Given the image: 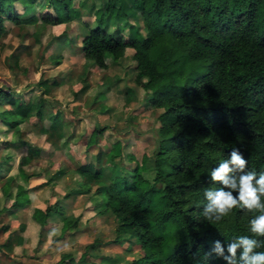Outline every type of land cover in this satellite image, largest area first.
I'll return each mask as SVG.
<instances>
[{
	"label": "trees",
	"instance_id": "trees-1",
	"mask_svg": "<svg viewBox=\"0 0 264 264\" xmlns=\"http://www.w3.org/2000/svg\"><path fill=\"white\" fill-rule=\"evenodd\" d=\"M81 5L82 0H0V40L8 30L6 21L68 24L81 17ZM88 13L94 21L82 20L86 28L80 34L83 57L103 70L110 60L125 57L128 47L134 49V81L144 91L141 107L161 110L159 137L153 153L143 152L140 162L116 137L108 151L97 152L94 162L75 168L80 188L90 190L94 184L99 196L87 207L90 217L83 219L85 209L78 215L65 214L63 200L70 192L58 197L51 187L48 200L32 213L40 225V238L56 226L55 213L62 222L58 236L63 237L87 223L92 210L109 212L117 222L116 236L109 242L139 251L128 264H229L224 259L230 255L228 243L242 235L251 237L249 221L261 213L235 208L219 223H210L202 215L208 203L204 193L221 187L210 174L230 159L233 148L247 160L246 171L257 176L264 172V0H104ZM138 16L145 32L130 20ZM53 39L49 44L60 49L71 42L66 30ZM50 57L59 63L62 53L52 50ZM37 84L46 86L47 81ZM108 89V83H101L94 101ZM2 104L0 118L13 131L12 139L4 141L6 147L26 144L30 152L17 162V175L9 173L2 185L0 233L10 228L2 217L30 201L23 182L40 175L26 168L38 147L24 139L20 124L32 116L38 122L47 116L48 126L40 124V128L62 127L61 146H72L76 133L71 119L64 121L63 110L44 93L33 98L0 86ZM106 128L93 126L85 144L91 146ZM81 140L79 136L77 141ZM124 153L126 159L134 160L133 167L123 165ZM14 164L11 153L1 156L0 170L10 172ZM19 228L23 230L25 224ZM12 238L9 233L0 246ZM255 238L264 241V236ZM216 241L223 255L214 251ZM17 245L22 254L30 246L23 235L11 246L16 255ZM98 245L95 237L78 256L65 252L57 264L66 259L69 264H88L89 255L102 264L119 263L110 254H95ZM256 251H264V246ZM241 252L238 249L236 264H244L239 260ZM95 261L91 263L101 264Z\"/></svg>",
	"mask_w": 264,
	"mask_h": 264
},
{
	"label": "rangeland",
	"instance_id": "rangeland-1",
	"mask_svg": "<svg viewBox=\"0 0 264 264\" xmlns=\"http://www.w3.org/2000/svg\"><path fill=\"white\" fill-rule=\"evenodd\" d=\"M103 1L82 0L84 7L81 5V17L70 21L68 24H43L41 22L31 24L6 21L8 32L0 40V86L9 87L15 91H20V93L27 92L26 95H37L38 91L40 93L43 91L42 88L47 86L46 95H48V98H52L55 107L62 109L66 116H73L74 118L71 125L75 126L76 134L82 140L75 143L74 150L78 151L79 154L75 155L73 161L67 157L68 152L63 154L58 146L53 142V145L51 144L50 141L52 140L50 138V141L45 138V135L42 134L43 131H40L39 122L35 116L31 117L29 123L21 125L24 137L35 146L40 147V153L34 157L31 164L33 165L32 168H35L36 165L35 169L38 170L40 167L47 166L49 168L47 175L52 174L57 180V188L60 189H65L66 185L72 186L75 182L72 174L65 175V173L62 174L58 170L57 167L60 165H62L61 169L64 170L66 165L71 167L83 160L94 162L97 152L100 150L108 151L111 141L116 137L124 140L125 147L127 144L126 150L133 151L137 162H140L143 152L153 153L159 137L160 121L157 115L161 110L152 107H141L144 91L135 84L133 70L135 61L133 58L129 57L121 67L117 65L116 68L111 66L109 69L99 70L95 66H90L89 62L85 63V58L80 51V34L86 31V28L82 25V20L88 19L93 22V16L88 12ZM18 7L22 10L21 5H18ZM33 12L34 10H31L25 13L23 17H28ZM130 20L136 25L138 24L145 32L140 16ZM121 21L120 23L124 22ZM125 25L127 30L128 24ZM63 30L67 31L71 42L65 43L66 46L62 51L64 52L63 57L60 58L59 63H55L50 55L56 44L52 43L50 45L49 42L54 41L53 38L61 34ZM55 51L58 50L55 48ZM86 66L88 72L83 77L81 74ZM106 78L111 79V82L114 81L115 85H113L111 91L107 92L105 100L101 101L103 105L101 107L100 103L94 102L92 100L93 96L87 93H90L89 90L92 92L97 89L98 80H105ZM86 79L89 82L88 92L87 90L82 92L80 89H83ZM40 80H46L47 85L38 86L37 83ZM126 86L135 87V90L130 89V93H134L135 97L125 93ZM75 91H79L77 96H75ZM96 125H106L105 133L99 135L96 142L91 146H86L85 142L91 129ZM11 135L12 129L10 126L0 120V157L4 152L11 153L15 158V164L10 173H16L17 162L21 155L26 152V147L4 148L2 141L10 139ZM123 165L129 167L135 165L134 160L129 161L126 159L125 153ZM46 177L43 179H46ZM41 180L42 178L37 179V181L31 180L26 185L35 187ZM92 186L91 191H89L91 194H75L76 196L67 202L66 210L79 214L85 209L87 212L83 219L90 217L91 212L89 211L91 209L89 208V210L87 207H90L91 204H89L90 201L86 197L89 195L93 199L96 197L93 195L95 185L92 184ZM49 190L48 187L37 189L33 194V197L36 196L34 202H42L49 195ZM33 204L22 209L21 213H24L26 218L22 215L19 216L20 219H26L28 222L24 234L29 238L30 246L26 249L24 255H13L12 258L6 255V264H57L61 255L65 252L78 256L95 237H98L99 245L93 252L97 255L98 253L110 254L118 259V264H128L132 257L139 254V251L133 249L132 246L131 248L130 246L123 247L115 242H109L116 236L117 226L115 217L109 212L96 213L87 223L80 224L79 230H71L63 237L58 236L61 218L59 215H55L53 217L57 223L55 228L46 235L45 239L39 241L38 226L29 215ZM6 219L4 221H7ZM16 234L18 235V233ZM16 234L13 236L11 244L14 242ZM2 235H0V238L4 239L6 233ZM9 251L11 252V250ZM17 251L22 252L19 247ZM88 260L90 261L88 264L95 261L92 255L88 256ZM95 262L102 264L100 260ZM63 264H69V260L66 259Z\"/></svg>",
	"mask_w": 264,
	"mask_h": 264
},
{
	"label": "clouds",
	"instance_id": "clouds-1",
	"mask_svg": "<svg viewBox=\"0 0 264 264\" xmlns=\"http://www.w3.org/2000/svg\"><path fill=\"white\" fill-rule=\"evenodd\" d=\"M247 163L240 150L233 148L230 159L224 160L210 174L211 180L221 187L204 193L208 203L202 215L210 223H219L235 208L261 213L249 221L251 237L242 235L228 243L230 255L224 259L229 264H236L238 249H242L239 260L244 264H264V251H256L264 246V241L255 238L264 236V202L261 200L264 197V172L257 176L255 171H246ZM234 192L238 195L234 196ZM214 251L223 255L220 241L215 242Z\"/></svg>",
	"mask_w": 264,
	"mask_h": 264
},
{
	"label": "crops",
	"instance_id": "crops-1",
	"mask_svg": "<svg viewBox=\"0 0 264 264\" xmlns=\"http://www.w3.org/2000/svg\"><path fill=\"white\" fill-rule=\"evenodd\" d=\"M82 7H84V5H82ZM32 14V13H31ZM30 14V15H31ZM7 32H8V30H7ZM6 32V33H7ZM2 38H3V36H2ZM66 44H68V43H66ZM66 45L64 44L63 45V47L60 49L59 47H55L56 48V50H60V53H62V57H63V54H64V52H62L63 51V48L65 47ZM55 48H54V50H55ZM128 50H127V52H126V56L125 57H122V58H120L119 59V61H117V62H115V61H113V60H110L109 61V63H108V68H106V69H109L111 66H113V67H117V65L119 66V67H121V65H123L124 63H126V60L129 58V57H132V55H133V52H134V49L132 48V47H128L127 48ZM80 51H81V49H80ZM86 62H89V64H90V66L92 65L93 66V63L90 61V60H88V59H85V63ZM87 66L86 67H84V69H83V71H82V74H81V76H83V77H85L86 76V73L88 72L87 71ZM134 76H135V64H134ZM121 79V78H120ZM98 83L96 84V88L97 89H95L94 91H90L89 90V92L90 93H87V94H90V95H92L93 97L96 95V93L98 92V90H99V85L101 84V83H103V82H106V83H108V87H109V89L108 90H106L105 91V95L101 98V99H99V100H96V101H94V102H99L100 103V105H101V107H103V105H102V103H101V101L102 100H105V98L107 97V92H109V91H111L112 90V87H113V85H115L114 83V81H112L111 82V79H105V80H103V79H101V80H98L97 81ZM123 83H124V81H123ZM117 84V83H116ZM119 84V83H118ZM117 84V85H118ZM122 84V83H121ZM88 86H89V82H88V80L86 79V81L84 82V87H83V90H82V92H85L86 90H87V92H88ZM2 87H4V86H2ZM5 88V87H4ZM132 87H130V86H126V88H125V93H127V94H131V96H134L135 97V95H134V93L132 94V93H130V89H131ZM39 90H40V88H38ZM37 89V90H38ZM132 89H134L135 90V87H133ZM36 90V91H37ZM42 90L43 91H41L40 93H39V91L37 92V95H39V94H41V93H44V96L45 97H47L48 95H46V89H45V87H43L42 88ZM16 92H18V93H20V91H16ZM76 92H78V91H75V93ZM27 92H22L21 94H26ZM28 95V94H27ZM37 95H30L31 97H35V96H37ZM78 95V94H77ZM76 94H75V96H77ZM92 97V98H93ZM48 98V97H47ZM51 98V97H50ZM50 98H48V99H50ZM50 100H52V98L50 99ZM92 100H94V99H92ZM53 101V100H52ZM54 102V101H53ZM124 104H125V102H124ZM5 108V105H0V111L2 110V109H4ZM138 108V107H137ZM63 113H64V121H66V119H71L72 121H73V116L72 117H69L68 115L66 116V113L63 111ZM31 119V118H30ZM0 120L1 121H3L5 124H7L4 120H2L1 118H0ZM47 120V121H46ZM49 118L46 116V117H44L39 123H38V126L40 127V124L41 125H44V126H48V124H49ZM69 121V123L71 124L72 123V121ZM68 121H66V122H68ZM48 122V123H47ZM23 123H29V121H24V122H22L21 124H20V128L21 129H23L22 128V124ZM62 125H64V124H62ZM11 128V127H10ZM43 131V133L42 134H44L45 135V138L48 140V141H50L49 140V138L52 140V141H50L51 142V144H52V142L56 145V146H58V144H59V146H58V149H60L61 150V152L63 153V154H65V152H68V154L69 155H67V157H69L72 161L75 159V155H78L79 153H78V151H75L74 150V148L76 147V145H75V143L77 142V140H78V136H77V134L75 133V135L71 138V140H70V143H72L73 142V145L72 146H61L62 145V142L60 143V139L58 140V137H59V135H60V132L62 131V127H60V128H56L55 130H53L52 128H44V129H41L40 128V131ZM56 132H58V133H56ZM22 134H23V130H22ZM12 137H13V131H12V135H11V138L10 139H12ZM23 137H24V135H23ZM24 139H26V140H28L27 138H25L24 137ZM5 140H9V139H5ZM5 140H3L2 142L4 143V141ZM29 141V140H28ZM57 141H59V143H57ZM30 142V141H29ZM32 143V142H31ZM33 144V143H32ZM61 144V145H60ZM34 145V144H33ZM53 145V144H52ZM35 146V145H34ZM87 146V145H86ZM19 147H26V152L23 154V155H25V154H27L28 152H30V149H29V147H28V145H26V144H24V145H20V146H8V147H6V145H5V143H4V148H6V149H11V148H19ZM37 147V146H36ZM54 148H55V146H54ZM56 149V148H55ZM43 150V149H42ZM74 150V151H73ZM37 154H39L40 153V147H38V150H37ZM4 154H8L7 152L5 153H3L2 155H4ZM1 155V156H2ZM35 156H37L36 154H35ZM34 156V157H35ZM106 158H107V156H106ZM0 159H1V157H0ZM82 159V158H81ZM33 160H34V158H33ZM33 160H32V162H33ZM71 161V162H72ZM32 162H31V164H32ZM84 162H89V161H86V160H83V161H81L80 163H76V164H73L71 167H69V166H67L66 165V167H65V169L64 170H62L61 168H62V165H60L59 167H57L58 168V170H60L61 172H62V174H64L65 173V175H68V174H72L73 175V177H74V183H73V185L72 186H70V185H66L65 186V189H60V188H57V183H56V179L52 176V174L51 175H47V171H48V167L46 166V167H40V168H38V170L37 169H35L36 168V165H35V168L33 167L32 168V166L33 165H31V164H29L28 166H26V168H27V170H29V172H33V171H36V172H40V175H34V176H32V178H30L28 181H25V182H23V184H24V186L29 190V197H30V201L25 205V206H23V207H21V208H19L17 211H15V212H10L9 214H6L5 216H3V217H5L4 218V220L6 219L7 221H4L3 220V217H2V220H3V222H6V223H8L9 224V226H10V228H9V230H7L6 232H3V233H0V235H2V234H5L6 233V236L4 237V239H1L0 238V243H3L6 239H7V237H8V235H9V233L11 234V236H14L16 233H18V235H23L24 237H26V239H27V245H30V240H29V238L24 234V231L27 229V226H28V222H27V220L26 219H20V217L19 216H25V218H26V215L24 214V213H21V211H22V209H25V208H28L31 204H33V202H34V200L36 199L35 197H33V194H34V192L37 190V189H39V188H42V187H48L50 190H49V195L47 196V198H45V199H43L42 200V202H34V204H33V207H32V209L30 210V213H29V215H30V217H31V219H32V221L34 222V223H36L37 224V226H38V230H39V238H40V225L34 220V218L32 217V213H33V210H34V208H35V206H37V205H41V203H44L45 201H47L48 200V198L50 197V193H51V187H53L55 190H56V193H57V196L58 197H62L63 195H64V193L65 192H70V196H68L67 198H65L64 200H63V202H64V212H65V214H74V215H78L77 213H74V211H67L66 210V204H67V202H69L74 196H76V195H78V194H91L89 191H91V189H92V187L93 186H91V189L90 190H87V189H85V188H80V185H79V183H80V181H81V177L79 176V175H77V173L75 172V168L77 167V166H79L80 164H82V163H84ZM52 164V163H51ZM64 168V167H63ZM10 172H8L7 171V169L6 168H1V170H0V205H1V203H3V199H4V196H3V190H2V185H3V183H4V181L6 180V177H7V175L9 174ZM17 173H18V169H17V172L16 173H14L15 175H17ZM47 176V177H46ZM44 177H46V179H43ZM40 178H42V180L41 181H39L40 183H38L35 187H32V186H27L26 185V183H28L29 181H31V180H34V181H37V179H40ZM49 179H51V181L49 180ZM19 180H20V178H19ZM47 180H49V181H47ZM15 190H16V186L14 185L13 187H12V190H11V196H14V194H15ZM88 191V192H87ZM94 191H95V188H94ZM76 194V195H75ZM93 195H95L96 197L93 199V197L92 196H87L86 198L90 201V203L89 204H92V202L93 201H95V200H97V199H99V196L96 194V192H94L93 193ZM92 212H93V215H96V213H99V212H95L94 210H92ZM54 216L55 215H58V214H53ZM53 216V217H54ZM52 217V218H53ZM53 220H54V218H53ZM55 221V220H54ZM56 222V221H55ZM20 223H24L25 224V228L23 229V230H21L20 228H19V225H20ZM12 225V226H11ZM61 225H62V222H61ZM61 225H60V227H61ZM55 228V227H54ZM53 228V229H54ZM52 229V230H53ZM51 232V230L50 231H48L45 235H44V238L43 239H45V237H46V235L48 234V233H50ZM59 232H60V229H59ZM17 234H16V238H17V236H18ZM3 236V235H2ZM16 238H15V240H14V242L11 244L10 242H11V239L9 240V242H8V244H6L5 246H0V264H6L7 262H6V255H8L10 258H12V256L13 255H15V256H20L22 253H23V251L21 252V253H19L18 251H17V248L19 247V249H21L22 250V247L21 246H19V245H17L16 247H15V251L17 252V255L16 254H14V252H13V250L11 249V246H13L15 243H16ZM43 239H41L40 238V240L39 241H41V240H43ZM35 247V246H34ZM27 249V248H26ZM9 250H11V252L9 251ZM25 253H26V250H25ZM24 255V254H23Z\"/></svg>",
	"mask_w": 264,
	"mask_h": 264
}]
</instances>
